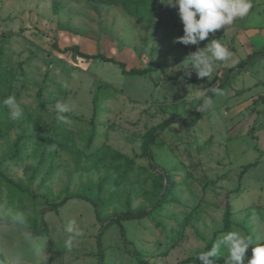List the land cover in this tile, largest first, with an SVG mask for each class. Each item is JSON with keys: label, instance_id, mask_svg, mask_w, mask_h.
I'll return each mask as SVG.
<instances>
[{"label": "rangeland", "instance_id": "374dc122", "mask_svg": "<svg viewBox=\"0 0 264 264\" xmlns=\"http://www.w3.org/2000/svg\"><path fill=\"white\" fill-rule=\"evenodd\" d=\"M108 1L0 0V101L14 95L23 109L13 121L0 105V264H201L198 254L229 231L264 243V57L199 109L255 51L247 15L200 43L220 40L232 56L199 78L184 64L197 46L174 42L177 8ZM256 4L264 0L249 13ZM71 46L149 72L126 76L61 52ZM57 102L71 106V125L56 121ZM71 219L84 235L68 250ZM251 256L250 247L245 264ZM224 257L222 247L210 259Z\"/></svg>", "mask_w": 264, "mask_h": 264}, {"label": "clouds", "instance_id": "9594fccd", "mask_svg": "<svg viewBox=\"0 0 264 264\" xmlns=\"http://www.w3.org/2000/svg\"><path fill=\"white\" fill-rule=\"evenodd\" d=\"M162 3L163 0H161ZM167 6L177 8L178 15L183 25V35L176 38L175 43L185 46H197V50L191 53L184 61L186 67L191 65L196 71L199 78H208L213 73L216 62L228 61L232 53L223 45L220 40L213 39L206 44L204 48H200L201 42L206 41L210 33L231 25L237 18L246 16L252 8V0H167L164 3ZM68 84L64 83L63 87L68 88ZM212 96H206L199 109L213 106V96H222L223 90L217 86H213L206 90ZM205 95V91H198L196 98ZM0 105L9 110V118L18 121L23 117V109L17 102L14 95H9L0 101ZM58 123L71 125V119L65 115L71 111V106L64 102H57L55 105ZM55 145H50V150H55ZM16 218L23 223L25 217L23 213H17ZM64 232L67 234L65 247L71 250L78 237L84 235L83 230L77 225L75 219H71L64 226ZM255 244V246H253ZM227 250V257L224 264H245L246 253L252 248V256L248 259L247 264H264V243H256L252 235H245L239 231H229L217 238L208 251L198 254L197 260L201 264H214L210 257L219 254L221 248Z\"/></svg>", "mask_w": 264, "mask_h": 264}, {"label": "trees", "instance_id": "16d2710c", "mask_svg": "<svg viewBox=\"0 0 264 264\" xmlns=\"http://www.w3.org/2000/svg\"><path fill=\"white\" fill-rule=\"evenodd\" d=\"M105 1L110 2L108 0H105ZM61 52L62 53L71 52L74 56H76L78 58L86 59V60H100L103 63L114 64V65H116L119 68L121 74L122 75H126V76H142V75H145V74H147L149 72V69L138 70V69H134L133 68V69H130V70H126V67H125L124 63L117 62V61H115L112 58L104 57L100 53H97L95 55H89V54L81 53L79 51L78 46L67 47V48L63 49ZM261 57H264V48L260 49V50H257V51H254L252 54L248 55L245 59H242L241 61H239V63L234 68L228 70L226 72L225 76L222 79H219L217 87H219L220 89H223L226 86V84L228 83V78L230 77L231 73H234L235 75L240 74L246 67L252 66L253 63L256 61V59H259ZM209 96H212V94H210ZM261 100H262V103L264 104V95L262 96ZM167 125L168 124L165 123L161 128H165ZM253 165L254 164H247L246 166H244L242 168L241 175L245 174L247 172V170L249 168H251ZM11 184H13V183H11ZM18 190H20V189H18ZM21 192L27 194L26 190H21ZM67 200H68L67 198H64L59 203L52 205L50 207V209L51 210H56V209L62 207L67 202ZM227 215H228V209H227L226 220H225V228L229 226V221H228V218H227L228 216ZM144 216H145L144 212H139V213H135V214L128 213V214L120 216L119 218H121L123 220H126V221H130V220H140ZM42 230H43L42 232L38 231L35 234H38V235L43 234L45 232L44 231L45 229L42 228ZM97 244H98V247L100 248L101 247L100 246V238L97 240ZM99 255H100V251H99Z\"/></svg>", "mask_w": 264, "mask_h": 264}, {"label": "crops", "instance_id": "0c3cea01", "mask_svg": "<svg viewBox=\"0 0 264 264\" xmlns=\"http://www.w3.org/2000/svg\"><path fill=\"white\" fill-rule=\"evenodd\" d=\"M261 5L256 4L245 19L246 31L252 39L251 43H253L255 51L264 48V6Z\"/></svg>", "mask_w": 264, "mask_h": 264}]
</instances>
